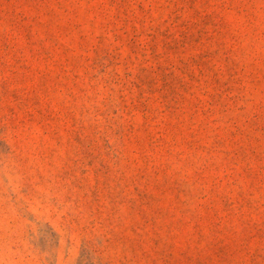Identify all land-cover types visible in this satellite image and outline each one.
<instances>
[{
  "label": "rangeland",
  "instance_id": "374dc122",
  "mask_svg": "<svg viewBox=\"0 0 264 264\" xmlns=\"http://www.w3.org/2000/svg\"><path fill=\"white\" fill-rule=\"evenodd\" d=\"M0 264H264V0H0Z\"/></svg>",
  "mask_w": 264,
  "mask_h": 264
}]
</instances>
